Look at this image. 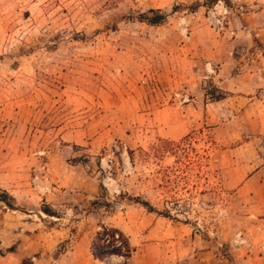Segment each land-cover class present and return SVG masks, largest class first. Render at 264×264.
<instances>
[{
  "label": "rangeland",
  "instance_id": "rangeland-1",
  "mask_svg": "<svg viewBox=\"0 0 264 264\" xmlns=\"http://www.w3.org/2000/svg\"><path fill=\"white\" fill-rule=\"evenodd\" d=\"M219 1L264 5L0 0L1 254L80 257L104 220L131 264H264V105L227 90L249 79Z\"/></svg>",
  "mask_w": 264,
  "mask_h": 264
},
{
  "label": "crops",
  "instance_id": "crops-1",
  "mask_svg": "<svg viewBox=\"0 0 264 264\" xmlns=\"http://www.w3.org/2000/svg\"><path fill=\"white\" fill-rule=\"evenodd\" d=\"M233 7L234 10L230 7L231 13L227 16V23L224 26L225 37L229 44V53L237 51L239 58L243 60L244 75L248 77L249 83L245 86L238 84L227 90L230 93H239V97L260 90V96L254 95V98L259 99L264 105V5H251V9L247 11L243 5H233ZM251 98L253 97L249 99ZM142 217L146 219L148 226L151 225L150 231L163 222L161 218L152 216L151 212L143 214ZM101 223L107 224L104 220H101ZM116 226L120 229L119 225ZM92 238L91 233L89 238L87 237L88 250H82L80 257H76L79 247L72 245L67 251L52 259L50 264H131L134 252L126 261H121L117 256V258H107V262L95 259L89 250ZM26 257L29 255H21L16 250L8 251L6 255L0 252V264H22V260Z\"/></svg>",
  "mask_w": 264,
  "mask_h": 264
},
{
  "label": "trees",
  "instance_id": "trees-1",
  "mask_svg": "<svg viewBox=\"0 0 264 264\" xmlns=\"http://www.w3.org/2000/svg\"><path fill=\"white\" fill-rule=\"evenodd\" d=\"M174 9V8H173ZM140 18L150 23H160L165 19V14L160 10L149 9L139 14ZM100 188H103L100 185ZM7 193H0V200L5 201L9 209H16V207L7 200ZM137 203H142L147 207L148 211H154L153 207L148 202H141L138 198L133 199ZM43 212L47 215H53L49 207H45ZM14 248L11 246L8 251H13ZM134 249L129 245L127 237L123 232L113 226H109L104 223H100L95 235L93 236L90 243V252L95 259L103 260L110 255H121L126 261L131 257Z\"/></svg>",
  "mask_w": 264,
  "mask_h": 264
},
{
  "label": "built area",
  "instance_id": "built-area-1",
  "mask_svg": "<svg viewBox=\"0 0 264 264\" xmlns=\"http://www.w3.org/2000/svg\"><path fill=\"white\" fill-rule=\"evenodd\" d=\"M230 13L231 8L227 5H223V3L219 1V3L213 5L212 9L209 11V19L211 20L213 26L217 28H222L226 26V18Z\"/></svg>",
  "mask_w": 264,
  "mask_h": 264
}]
</instances>
